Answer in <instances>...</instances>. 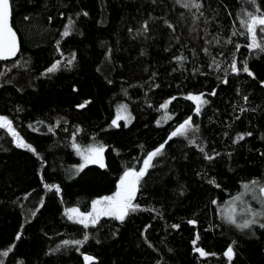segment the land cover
Masks as SVG:
<instances>
[{"label": "trees", "instance_id": "16d2710c", "mask_svg": "<svg viewBox=\"0 0 264 264\" xmlns=\"http://www.w3.org/2000/svg\"><path fill=\"white\" fill-rule=\"evenodd\" d=\"M258 2L264 6V0ZM13 3V27L21 40V55L17 60L22 67L0 77V83L4 84L0 88V115L12 119L17 131L45 157L48 165L44 169L45 182L60 184L63 203L59 195L44 189L38 175L39 161L31 153L15 148L11 137L0 130V144L7 149H0V250L14 242L23 225L25 234L16 255L27 264H84L81 252L97 257L100 264H157L158 261L228 264L223 253L233 240L238 243L232 264H264V230H256L253 236L243 235L226 224L217 227L221 223L220 208L242 191L241 185L264 177V156L260 155L264 152L261 139L264 88L243 72L239 76L229 75L227 85L217 79L223 70L230 72L226 61L231 60L234 47L225 41L232 39L241 45L249 42L246 36L231 35L232 22L245 6L243 0H205L208 24L205 17L195 21V10L189 12L175 0H156L155 4L151 0H13ZM85 10L89 17L80 16L77 20L82 34L61 39L67 17L76 19V13ZM26 16L30 19L26 20ZM152 17L157 19L153 21ZM164 19L175 26V32L167 28ZM145 20L149 21L150 31L134 39ZM236 28L239 29L238 22ZM216 36L221 37L220 44L209 45L207 40ZM57 41H61L60 51L65 57L71 52L77 54V66L51 79H37L56 59H63L55 48ZM204 47L223 65L221 72L210 67L211 59L204 54ZM108 49L112 51L111 64L105 60ZM179 55L187 57L183 71L175 59ZM236 55L238 66L247 60L257 79H264V54L258 56L257 52L241 47ZM29 59L30 68L24 64ZM12 63L0 61V73H5ZM97 68L101 71L97 72ZM194 69L208 75L193 76ZM149 81L161 87L153 88ZM217 85V97L210 98L212 104L204 109L202 116H195V105L183 97L189 91L208 92ZM73 86L79 92L74 93ZM244 95H248V103L244 102ZM171 96L177 97L169 106L174 119L161 121L157 127L156 121L161 117L157 108ZM85 101L91 103L82 109L76 107ZM122 104L128 105L135 120L129 125L121 120L120 128H110ZM17 107L24 111L17 112ZM241 108L250 111L241 114ZM187 115H193L194 122L200 125L209 148L224 154L215 166L206 168L198 151L184 147L186 142L174 138L169 142L170 150L166 149L167 162L161 161L162 167L150 170L151 179L145 177L148 187L137 196L142 208L162 210L163 218L147 211L138 212L120 227L117 239L109 234L113 226L110 224L99 233L102 243L93 240L79 251L69 248L48 255L64 239L82 238L81 226L67 221L64 208L79 206L87 211L91 200L112 194L124 166L136 157L142 160L144 152L162 143L172 126ZM62 118L68 123L57 128L55 135L47 133L45 127L40 132L28 127L29 123L35 125L37 119L55 124ZM77 125L84 130L77 136L78 142L86 146L95 136L108 146L105 152L108 169L90 165L78 177L69 179L66 170L81 162L69 146ZM64 127L67 132L63 131ZM247 132L253 135L239 144L232 143L238 134ZM114 149L119 150V156ZM229 152L233 153L231 159L226 155ZM184 154L187 160L182 158ZM199 172L204 173L205 179H201ZM208 178H215L222 188H214L207 183ZM181 188L183 195L179 194ZM27 193L31 195L24 200ZM41 198L45 207L33 219L31 211ZM213 199L220 201L219 206L211 203ZM187 219H196L198 225H187ZM173 223L181 225L179 231L170 227ZM149 224L151 228L146 235L156 251L149 249L141 236ZM115 226H119L118 222ZM90 231L95 234L94 229ZM197 232L201 237L197 246L215 252V256L201 258L194 252L192 241Z\"/></svg>", "mask_w": 264, "mask_h": 264}, {"label": "snow or ice", "instance_id": "6c2138e0", "mask_svg": "<svg viewBox=\"0 0 264 264\" xmlns=\"http://www.w3.org/2000/svg\"><path fill=\"white\" fill-rule=\"evenodd\" d=\"M151 2L155 4L156 0H151ZM175 2L179 4L181 8L187 9L189 12L195 10L193 13V18L195 21H198L201 17H205V0H175ZM243 3L245 6L241 8L240 14L232 22L233 30L231 35L233 37L238 35L246 36L249 42L245 45H241L239 43H234L232 39L225 41L226 44L233 45L234 47L231 60L226 61V63H228L230 72L228 70H223V65L216 60V57L212 55L208 47H204L203 52L206 56L210 57V67H212L213 71L219 73L223 70L222 76L217 77L220 84H229V75L234 74L239 76L241 72H243L247 74V76L252 77L253 80H257L258 85L261 88H264V79H257V76L250 69L247 60L243 62L242 66H238V58L236 54L240 52L241 47H246L250 51L257 52L258 56L259 54H264V6H262L258 0H243ZM13 15V0H0V61L11 60L13 62L12 66L7 68L5 73H0V77L6 75L7 72H11L13 68L19 69L22 67V64L17 60L18 55H21V40L17 31L13 27ZM228 15L231 16L232 13H228ZM80 16L87 18L89 17V12L86 10L77 12L76 19H74L72 16L67 17V24L63 27V31L60 32L61 39H66L73 34H82L77 28V20ZM61 18L63 19V16ZM25 19L28 20L30 17L26 16ZM156 19V17H152L153 21ZM213 19H216V16H214ZM204 22L206 24L210 23L206 17ZM237 22L239 24V29L236 28ZM164 24L167 26V28L172 29V31L175 32V26L167 19H164ZM195 30L196 25L194 24L193 31ZM149 31V21L145 20L141 27L136 30L133 38L135 39L139 36H146ZM129 32H132L131 28L129 29ZM220 39L221 37L216 36L211 40H207V43L209 45H218L220 44ZM178 42L179 40L177 38V43ZM60 47L61 41H57L55 48L60 53V56L63 57V59H56L53 63H51L50 66L46 67L44 71L40 73L37 79H40L41 77L45 79H51L57 73L61 71H72L77 66V54L75 52H71L65 57L64 53L60 51ZM192 55L193 58H196L197 54L194 50ZM175 59L177 63L180 64V70L183 71L184 62L187 60V57L179 55L175 57ZM105 60L109 64L112 63L111 49H108ZM24 64L28 65L30 68V59L25 60ZM100 71L101 68H97V72ZM176 71L177 69L174 68L173 72ZM197 74L201 76L208 75L207 72L194 69L192 75L196 76ZM153 75L155 76V74ZM8 82L11 83V81ZM108 83L110 84L112 81L109 80ZM149 84L156 89L161 87V84L159 83H152L149 81ZM3 87L4 84L0 83V88ZM179 87L180 86L177 85V88ZM217 87L218 85L214 86L208 92L200 91L198 93H194L189 91L183 97V99L192 101V103L195 105V116H202L204 109L212 104V100L210 98L217 97ZM72 91L74 93L79 92V89L73 86ZM125 95H127V91H125ZM176 99V96H171L169 99L165 100L159 105L157 111L161 112V117L156 121L157 127L161 126V121L166 123L174 119V114L169 112V106ZM243 100L245 103H248V95H244ZM89 103H91V101H85L83 104H77L76 107L82 109ZM148 107L151 108L152 105L148 104ZM16 111L22 112L24 109L17 107ZM246 111H250V109H240L241 114ZM251 111H255V109H252ZM235 118L239 119L240 117L236 116ZM121 120L125 122V125H129L133 120H135V117L129 111L128 105L126 104L118 106L116 117L111 121L110 128H120L121 125L119 121ZM67 123L68 121L63 118L57 120L55 124L50 122L46 123L42 119H37L35 125L29 123L28 127L34 132H40V128L45 127L47 133L55 135L56 129L61 128L62 125H66ZM0 130H3L8 136L11 137V142L14 144L15 148L31 153L39 161L40 170L38 175L40 182L43 184V187L47 192H51L54 195H59L60 201L63 203V190L60 184L45 182L44 169L47 168L48 165L45 157L37 150V147L28 142L20 134V132L17 131L13 120L7 115H0ZM63 131L67 132V127H64ZM83 131V128L77 125L71 134V143L69 146L79 157L81 162L73 166L71 170H66L69 179L78 177L79 174L83 173L90 165H96L100 169H108V165L105 162V152L108 151V146L98 141L95 136H92L91 138L92 143L86 146L81 144L77 141V136L82 134ZM252 135V132L240 133L234 138L232 143L239 144L241 141H244L246 137H251ZM174 138L178 139L179 141L186 142L184 147L198 151L201 162H206V168L214 167L215 162H218L219 158L224 155L215 149L209 148V142L201 134L200 125L194 122L193 115H187L186 118H182L172 126L171 130L167 133L166 138L162 143H159L151 150L144 152L142 160L140 157H136L134 162L124 166L122 174L118 176L115 182V191L112 194L102 195L91 200L90 210L87 211H82L79 206L64 208L63 216L66 217L67 221L73 225L81 226L82 238L64 239L61 244L57 245L55 249H52V251L47 254H57L62 250L69 248H74L79 251L80 249L84 248L86 244L93 240L96 244H100L102 243V240L99 236V233L110 224H113V226L109 228V234L113 239H117L119 237L120 227L124 226L125 223L129 221V218L138 212L147 211L150 213H155L157 217L163 218L162 210L156 209L155 207L142 208L137 202V196L142 192V189H147L148 180H146L145 177H148L149 180L151 179V176H149L150 170L162 167L161 161L167 162V159L169 158V151H166V149L170 150L169 142L174 141ZM261 139L264 140V136H262ZM140 147L143 149L144 145H140ZM0 149L7 151V149L4 148L2 144H0ZM114 151L117 156L120 155L118 149H114ZM226 155L228 159H231L233 153L229 152ZM260 155L264 156V152H261ZM182 158L187 160V154H184ZM136 165H139V167ZM198 175H200L201 179H205L203 172H199ZM207 183L212 185L214 188H222L221 184H219L215 178H208ZM241 187L242 191L228 200L224 207L220 208L221 223L220 225H217V227H223L226 224L243 235L254 236L256 230H264V177H261L260 179H252L249 182L243 183ZM179 194H184L182 188ZM30 195L31 193H27L23 199L27 200ZM249 197H251V201H255L256 204L259 205L258 208L253 206V204L248 199ZM211 203L219 206L220 201L213 199L211 200ZM20 206L23 207V205ZM44 207V199L41 198L39 205L35 208V210L31 211V217L34 219ZM115 222H118L119 226H115ZM185 223L193 227L198 225V221L196 219H187ZM170 227L179 231L181 225L178 223H173ZM149 228H151L150 224L147 225L141 232L143 243L146 244L149 249L156 251L154 245L149 241L148 236L146 235ZM92 229L95 230V234L90 231ZM24 234V226L22 225L14 237V242H12L3 250H0V264H27L25 259H17L16 255L18 251V244L21 242ZM200 239V234L197 232L195 239L192 241L194 252L198 253L199 257L201 258L215 256V252H209L203 247L197 246ZM237 243L238 242L236 240H233L231 245L228 246L223 253V256L228 261V264H232L233 260L236 258L237 253L235 249L237 248ZM81 255L83 257L84 264H100L99 259L91 254H84L81 252ZM157 264H166V262L158 261Z\"/></svg>", "mask_w": 264, "mask_h": 264}, {"label": "rangeland", "instance_id": "374dc122", "mask_svg": "<svg viewBox=\"0 0 264 264\" xmlns=\"http://www.w3.org/2000/svg\"><path fill=\"white\" fill-rule=\"evenodd\" d=\"M250 200V202L253 204V206L255 207L256 202L255 201H251V197L248 198Z\"/></svg>", "mask_w": 264, "mask_h": 264}, {"label": "water", "instance_id": "95a60500", "mask_svg": "<svg viewBox=\"0 0 264 264\" xmlns=\"http://www.w3.org/2000/svg\"><path fill=\"white\" fill-rule=\"evenodd\" d=\"M15 29V28H14ZM19 36V35H18ZM11 61V60H10Z\"/></svg>", "mask_w": 264, "mask_h": 264}]
</instances>
